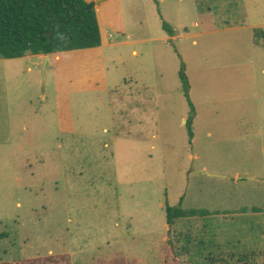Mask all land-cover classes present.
Listing matches in <instances>:
<instances>
[{
	"label": "rangeland",
	"instance_id": "obj_1",
	"mask_svg": "<svg viewBox=\"0 0 264 264\" xmlns=\"http://www.w3.org/2000/svg\"><path fill=\"white\" fill-rule=\"evenodd\" d=\"M86 1L99 48L0 58V263L264 264V0Z\"/></svg>",
	"mask_w": 264,
	"mask_h": 264
},
{
	"label": "trees",
	"instance_id": "obj_2",
	"mask_svg": "<svg viewBox=\"0 0 264 264\" xmlns=\"http://www.w3.org/2000/svg\"><path fill=\"white\" fill-rule=\"evenodd\" d=\"M154 1V0H153ZM163 30L174 36V30L165 22ZM254 44L263 40L264 30L253 31ZM101 32L94 5L86 0H0V58L19 59L28 55H51L86 50L101 46ZM181 80H185L183 73ZM188 97V96H187ZM192 107L191 102L189 101ZM192 139L191 123L186 122ZM263 210L253 208V212ZM166 224L176 219L205 218L207 209H183L181 204L171 207L166 203ZM167 244L170 245L169 241ZM170 250L172 248L170 246ZM174 264H182L172 255ZM0 264H31L29 260Z\"/></svg>",
	"mask_w": 264,
	"mask_h": 264
},
{
	"label": "crops",
	"instance_id": "obj_3",
	"mask_svg": "<svg viewBox=\"0 0 264 264\" xmlns=\"http://www.w3.org/2000/svg\"><path fill=\"white\" fill-rule=\"evenodd\" d=\"M95 7V6H94ZM96 10V9H95ZM99 24V23H98ZM100 28V27H99ZM100 32H101V30H100ZM101 40H102V35H101ZM101 45H102V43H101ZM99 48V47H98ZM94 49V48H93ZM87 50V49H86ZM60 53H57V54H51V55H46V57L47 56H52V55H59ZM132 54L135 56V55H137V51H135V50H133V52H132ZM33 56H40V55H33ZM44 56V55H43ZM45 57V56H44ZM47 59H48V57H47ZM262 73L264 74V70L262 71Z\"/></svg>",
	"mask_w": 264,
	"mask_h": 264
},
{
	"label": "water",
	"instance_id": "obj_4",
	"mask_svg": "<svg viewBox=\"0 0 264 264\" xmlns=\"http://www.w3.org/2000/svg\"><path fill=\"white\" fill-rule=\"evenodd\" d=\"M99 1H104V0H99ZM43 59H44L45 62L47 61V57L46 56Z\"/></svg>",
	"mask_w": 264,
	"mask_h": 264
}]
</instances>
